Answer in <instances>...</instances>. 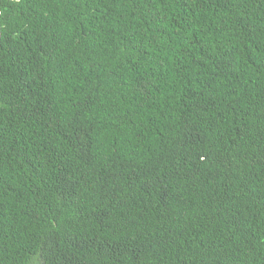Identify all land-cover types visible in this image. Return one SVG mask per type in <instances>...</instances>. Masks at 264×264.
<instances>
[{"label":"trees","instance_id":"16d2710c","mask_svg":"<svg viewBox=\"0 0 264 264\" xmlns=\"http://www.w3.org/2000/svg\"><path fill=\"white\" fill-rule=\"evenodd\" d=\"M0 264H264V0H0Z\"/></svg>","mask_w":264,"mask_h":264}]
</instances>
